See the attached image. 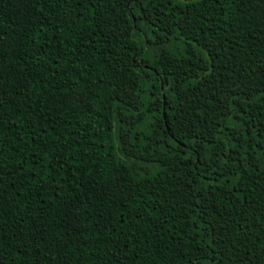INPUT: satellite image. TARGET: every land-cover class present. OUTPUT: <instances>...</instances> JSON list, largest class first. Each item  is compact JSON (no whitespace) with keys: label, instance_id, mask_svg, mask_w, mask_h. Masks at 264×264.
I'll return each mask as SVG.
<instances>
[{"label":"trees","instance_id":"16d2710c","mask_svg":"<svg viewBox=\"0 0 264 264\" xmlns=\"http://www.w3.org/2000/svg\"><path fill=\"white\" fill-rule=\"evenodd\" d=\"M20 11L16 0H0V26L9 34L13 65L4 71L7 95L0 101V264H209L213 248L223 252L217 260L238 264L227 241L212 244L215 237L203 230L200 209L188 211L182 181L191 179L188 172L196 177L199 203L211 192L231 208L229 201L249 195L264 212V129L252 127L264 117L256 109L245 114L222 96L205 101L191 71L198 62L191 55L196 46L189 47L175 28L163 45L168 59L160 62L151 22L147 15L138 20L141 12L159 15L156 5L134 7L127 24L119 6L101 18L86 4L64 5L51 21L60 27H46L47 35L35 44L17 27ZM68 36L70 54L61 56ZM245 49L251 71L264 59V36ZM242 60L248 62L237 53V64ZM20 72L27 77L23 89L15 86ZM234 75L249 84L238 66ZM252 83H259L258 75ZM77 93L87 106L65 108L64 97ZM217 153L220 168L212 163ZM237 182L243 192L233 190ZM100 193H107L103 202L96 198ZM166 218L169 223H162ZM248 222H254L251 212ZM193 232L190 241L185 234Z\"/></svg>","mask_w":264,"mask_h":264},{"label":"snow or ice","instance_id":"6c2138e0","mask_svg":"<svg viewBox=\"0 0 264 264\" xmlns=\"http://www.w3.org/2000/svg\"><path fill=\"white\" fill-rule=\"evenodd\" d=\"M16 4L21 10L17 27L22 29L24 37L31 34V39L28 42L32 44H35L36 38L41 34L47 35L46 27H60L59 23L53 25L51 21L57 8L64 5L82 8L86 4L88 8L93 10V16L98 14L101 18L105 16L106 11L115 14L116 7L119 6L122 14L121 23L124 24H127L128 20L131 19L134 7L147 9L150 5H156L159 15L155 12H141L138 20H144L145 15H147L151 22L149 29L156 37L155 54L160 57V62L168 59L164 53L163 45L170 43L169 38L173 35L172 29L175 28L177 36H183L189 47L196 46V50L191 55L195 56L198 62L192 66L191 71L195 73L196 84L203 86L200 89V94L204 96L205 101L211 103L216 101L218 96H222L224 100L234 104L238 110L243 109L245 114L249 109H256L257 115L264 117V59L258 60L257 67L249 71L251 53L245 49V45H248L249 49L251 48V42L256 39L257 35L264 36V0H147V3L144 0H16ZM165 9L167 15H165ZM201 9L204 11L202 12ZM210 11L213 12L214 17L205 14ZM123 14H128L126 19ZM61 15H67V11ZM153 17L155 18L153 19ZM221 17L223 19H220ZM209 20H212V23H209ZM70 23H75V21L72 20ZM109 23H113V21H109ZM127 31V28L122 29L120 36H124ZM142 34L147 36V33ZM8 39V32L0 26V101L7 95L4 88V71L6 68L13 67L8 60L9 49L12 47L11 44L6 43ZM70 42V36L65 37V40L61 42L60 48L63 49L60 53L61 56L70 54ZM145 43L149 47L152 45L151 40L146 39ZM198 51L200 55H197ZM237 53L245 57L248 62L242 60L237 64ZM17 60L23 62V56L18 55ZM56 63L59 64V60ZM237 66L247 73L249 84H243L234 75ZM188 75L189 73L185 72V76ZM257 75L259 83L253 84L252 78ZM26 79L27 77L23 72L18 73L15 86L20 89L28 87V84L25 83ZM241 100L243 102L239 103L238 101ZM222 102L219 101L218 106ZM62 103L65 108H72L73 110L76 105L87 106L86 98L79 93L66 95ZM2 106L0 103V107ZM181 110L177 109L178 112ZM215 110L214 108L213 111ZM212 119L214 120L215 117ZM252 127L264 129V120L254 123ZM249 134L251 133L249 132ZM232 135L234 137L235 132ZM209 143L214 142L209 141ZM191 151L193 155H197L195 148ZM220 154L217 153L216 161L212 162L216 164L217 168L221 167L217 162ZM223 155L226 160L232 159L228 153H223ZM19 163L22 165L23 161ZM201 163H204L206 168L211 167V164L203 160ZM237 164L243 168V161H238ZM223 167L228 175L233 173V168L227 163ZM256 169L259 171V165H256ZM193 171L199 172V169H193ZM223 174L214 173V175ZM186 175L190 176L191 179L182 181L187 191L184 203L188 211L200 209L199 215L204 225L203 230L210 232L215 237L212 244L219 246L224 245L227 241L226 247L232 257H238V264H264V212H261L258 207H253L256 204L255 198L242 195L233 201H229L232 204V207L229 208L228 203L218 204L214 194L209 192L203 197L204 203H199L197 202L199 190L193 188L196 177L192 176L191 172L186 173ZM2 183L3 177L0 176V184ZM228 183L232 184V181H228ZM232 187L235 191L243 192V187L239 182L233 184ZM175 191L183 196L178 189ZM252 192H255V189H252ZM105 195L107 193H100L96 198L103 202ZM80 203L84 204L85 201ZM89 203H91L90 199ZM73 207L77 206L73 205ZM83 210L86 211L87 209ZM67 211L70 212L71 209ZM250 212L254 217L252 224L248 222ZM257 213H259V218L255 219ZM210 216L214 218L215 223L213 220L207 219ZM162 223L167 224L169 221L166 218ZM254 226L257 227L256 231L253 230ZM183 231L182 227L181 232ZM185 235L190 241L196 239L197 236L196 232ZM212 251L213 256L209 259V264H224L222 259H216V255L222 256L223 252H217L216 248H213ZM199 255L196 253L197 257ZM188 264H193V260L189 259ZM233 264H237V261L234 260Z\"/></svg>","mask_w":264,"mask_h":264}]
</instances>
